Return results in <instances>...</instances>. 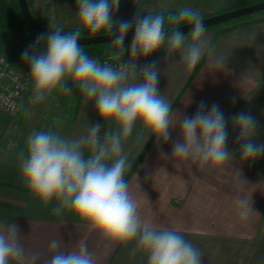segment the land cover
Listing matches in <instances>:
<instances>
[{"label": "clouds", "instance_id": "1", "mask_svg": "<svg viewBox=\"0 0 264 264\" xmlns=\"http://www.w3.org/2000/svg\"><path fill=\"white\" fill-rule=\"evenodd\" d=\"M120 2L77 0L74 30L65 32L53 25L49 27L53 31L37 37L33 51L23 52L22 59L30 66L32 103H40L54 92L71 95L77 88L89 103L95 104L106 128L101 136V124H89L87 134L76 138L51 129L33 130L20 154L21 176L42 204L47 206L55 200L56 215L70 212L76 226L89 236H97L106 248L133 245L130 254H144L147 264H203L200 250L178 230L141 216L139 202L126 179L133 162L125 151V143L134 131L144 143L150 136L166 143L170 131L179 126L180 139L173 144V158L191 160L208 172L222 169L234 158L235 153L226 147L227 121L217 104L205 111L201 103L194 116L181 117L158 89L160 72L156 62L137 64L138 57L147 59L165 48L166 58L179 53L186 68L194 69L207 47L203 17L199 10L183 7L167 15L138 13L114 27ZM184 25L192 29L187 39L179 30ZM133 28L125 63L124 41ZM85 32L92 37L114 34L109 45L115 50L111 59L118 63L90 58L78 43ZM42 41L45 50H35ZM225 63L222 56L215 60L217 65ZM232 124L239 130L242 160L264 155V143L253 142L258 125L250 113L233 116ZM238 176L241 178L239 170ZM236 205L242 219L253 212L251 197L238 196ZM61 245V240L51 241L52 255L44 264H96L86 238L79 239L70 250H61ZM38 258L37 253L26 252L14 223L0 222V264H35Z\"/></svg>", "mask_w": 264, "mask_h": 264}, {"label": "crops", "instance_id": "2", "mask_svg": "<svg viewBox=\"0 0 264 264\" xmlns=\"http://www.w3.org/2000/svg\"><path fill=\"white\" fill-rule=\"evenodd\" d=\"M217 57L221 55L209 54L184 90L192 69L186 68L179 53L168 59L166 49L161 48L147 59L137 58V64L156 62L160 93L181 117H191L201 103L206 106L205 111L213 104L222 109L230 99L247 98L257 86L253 73L225 58V65H217ZM124 58L126 63L129 57L125 53ZM31 90L32 84L17 112L0 107V222L18 227L26 252L39 256L35 264H44L51 257L49 245L53 239L62 241L61 250H70L81 238L87 239L96 264H147L144 254H130L133 245L104 247L97 236H89L76 226L70 212L56 215L53 211L56 201L45 206L24 183L20 154L33 130L51 129L76 138L87 134L89 124L100 123L101 136L106 128L95 104L89 103L79 89L73 88L71 95L54 92L36 104L31 102ZM179 132V126L172 129L166 143L154 138L150 141L151 136L144 143L134 131L125 143V151L133 162L126 179L139 202L141 216L159 226L178 230L200 250L203 264H264V156L244 161L239 155L241 147L232 149L227 142L234 158L220 170H200L191 160L172 157ZM238 196L251 197L253 212L247 219L238 214Z\"/></svg>", "mask_w": 264, "mask_h": 264}, {"label": "rangeland", "instance_id": "3", "mask_svg": "<svg viewBox=\"0 0 264 264\" xmlns=\"http://www.w3.org/2000/svg\"><path fill=\"white\" fill-rule=\"evenodd\" d=\"M232 1L121 0L118 10L115 12L114 20H126L138 13L143 14V12L153 9L166 10L169 8L181 9L190 7L199 11H211L215 7H223ZM32 4L41 17L50 19L53 24L67 28L77 26V0H33ZM217 29L215 27H205L204 39L207 41V47ZM189 33L184 35L188 36ZM39 35L41 33L34 32L22 37H16L0 29V57L18 68L28 70L30 73V66L22 59V54L26 49L30 52L34 50ZM124 45L130 48L131 42ZM127 48H125V55L129 57V48ZM35 50L44 51L45 42L42 41L39 48ZM211 53H217L225 58L226 61L243 67L245 71L253 73L257 79V86L250 96L245 99H230L221 109L227 121V142L229 147L232 149L241 147L237 139L239 130L234 128L232 124V117L241 112L250 113L257 121V133L253 142L264 143V20L245 23L220 33L206 57ZM103 57L105 55L99 59L100 62Z\"/></svg>", "mask_w": 264, "mask_h": 264}, {"label": "trees", "instance_id": "4", "mask_svg": "<svg viewBox=\"0 0 264 264\" xmlns=\"http://www.w3.org/2000/svg\"><path fill=\"white\" fill-rule=\"evenodd\" d=\"M27 1H28L29 7H30L34 17L39 21V23H41L42 25H45V26L56 25V24L51 23L50 19H47L46 17H41L35 11L33 4H32L33 0H27ZM258 1H261V0H233L231 3L226 4L223 7H215L211 11L201 10L199 12L202 14V16H207V15L219 13L222 11L230 10L233 8L241 7L244 5H248L251 3H255ZM178 11H179L178 8H169L166 10H155V9H153V10L143 12V14H141V15L148 14V13L155 14L158 12H163L165 15H167L168 13H176ZM135 16L136 15L132 16L129 19H126L125 21H130ZM260 20H264V9L256 11V12L247 13V14L241 15L239 17L232 18V19L222 21V22L216 23L214 25L208 26V27H215L218 29L216 30L215 34L213 35V37H212V39H211V41H210V43H209V45L205 51V55L202 57L201 61L197 64V66L192 70V72L189 75L187 81L185 82L182 90H184L188 86V84L191 82V80L193 79V77L195 76L197 71L199 70L202 62L204 61L208 51L212 48L214 42L216 41V39L218 38L220 33L234 29V28L238 27L239 25H242L245 23H251L252 21H260ZM115 22H117V23L114 24V27H116L118 25L119 21H115ZM57 26H59V25H57ZM59 27H61V26H59ZM75 27L76 26H73L72 28H67V27L62 26L61 28L64 31L68 32V31L74 30ZM208 27H206V28H208ZM0 29L7 31L9 34L16 36V37H22V36L36 32L34 30V28L28 22L26 17L24 16V14L22 13V10H21L20 4H19V0H0ZM130 31H134V28L131 29ZM100 34H103V33H100ZM83 35H89V34L87 32H85V33H83ZM111 42L112 41L103 42V43L80 44V45L83 47L84 51L88 53L89 57L99 60L102 56L115 51L109 45V43H111ZM128 42H131V41H124V44L128 43ZM30 85H31V81H30ZM182 90H181V92H182ZM152 138L153 137H151L150 141L152 140ZM149 142H147V144ZM145 150H146V146L141 150L139 156L137 157L135 164H134L135 166L140 161Z\"/></svg>", "mask_w": 264, "mask_h": 264}, {"label": "water", "instance_id": "5", "mask_svg": "<svg viewBox=\"0 0 264 264\" xmlns=\"http://www.w3.org/2000/svg\"><path fill=\"white\" fill-rule=\"evenodd\" d=\"M19 4L22 10V13L24 14L26 19L28 20V22L34 28L36 32L41 33V34H47L49 31H53V29L49 28L51 26H45L39 23V21L34 17L27 0H19ZM263 9H264V0H261L255 3H251L248 5L241 6V7L222 11L219 13L202 16L203 26L208 27V26L214 25L222 21H226V20L236 18V17H239L247 13L256 12V11L263 10ZM179 30L183 34H186L190 32L192 29L190 26L184 25V26H181ZM133 35H134V31L128 32V34L125 37V41H132ZM113 39H114V34L105 35L103 33V34H98L96 37H92L89 35H83L78 40V43L79 44L103 43V42L113 41Z\"/></svg>", "mask_w": 264, "mask_h": 264}, {"label": "built area", "instance_id": "6", "mask_svg": "<svg viewBox=\"0 0 264 264\" xmlns=\"http://www.w3.org/2000/svg\"><path fill=\"white\" fill-rule=\"evenodd\" d=\"M111 54L105 55L101 63H118L111 59ZM122 62H125L124 58H122ZM29 88L28 70L18 68L0 57V107L12 113L17 112Z\"/></svg>", "mask_w": 264, "mask_h": 264}]
</instances>
